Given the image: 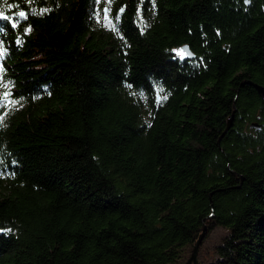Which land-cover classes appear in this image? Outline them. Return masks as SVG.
<instances>
[{
    "label": "trees",
    "instance_id": "16d2710c",
    "mask_svg": "<svg viewBox=\"0 0 264 264\" xmlns=\"http://www.w3.org/2000/svg\"><path fill=\"white\" fill-rule=\"evenodd\" d=\"M247 81L264 0H0V264H264Z\"/></svg>",
    "mask_w": 264,
    "mask_h": 264
},
{
    "label": "water",
    "instance_id": "95a60500",
    "mask_svg": "<svg viewBox=\"0 0 264 264\" xmlns=\"http://www.w3.org/2000/svg\"><path fill=\"white\" fill-rule=\"evenodd\" d=\"M181 50L184 51L185 55L188 57H193L194 54L192 53V51L190 50L189 46L184 44L181 46ZM249 84H251L257 91V93L263 98L264 100V84H258L252 81H247ZM234 112H235V108L232 112V114H230V116L227 118L226 121V126L222 132V134L219 136V140L222 137V135L228 130V128L232 125L233 122V116H234ZM250 127H254L256 129H259L261 127V124H259L256 121H253L249 124ZM240 180L242 181L243 178L240 177ZM207 232V226L204 224L202 226V231L200 232L198 238L196 239V241L194 242L190 254L187 257V259L182 263V264H199V259H198V252H199V247L200 244L205 236Z\"/></svg>",
    "mask_w": 264,
    "mask_h": 264
},
{
    "label": "rangeland",
    "instance_id": "374dc122",
    "mask_svg": "<svg viewBox=\"0 0 264 264\" xmlns=\"http://www.w3.org/2000/svg\"><path fill=\"white\" fill-rule=\"evenodd\" d=\"M179 54L182 56L185 53L180 50ZM225 234L226 229L223 226L213 225L200 244L198 252L199 263H208L217 256L214 251L215 246L221 241Z\"/></svg>",
    "mask_w": 264,
    "mask_h": 264
},
{
    "label": "snow or ice",
    "instance_id": "6c2138e0",
    "mask_svg": "<svg viewBox=\"0 0 264 264\" xmlns=\"http://www.w3.org/2000/svg\"><path fill=\"white\" fill-rule=\"evenodd\" d=\"M18 15H20V16H24L25 15V13L24 12H20V13H18ZM5 19H6V17H4ZM5 95L7 96L8 94L7 93H5ZM4 231H10V230H4V229H0V232H4Z\"/></svg>",
    "mask_w": 264,
    "mask_h": 264
}]
</instances>
